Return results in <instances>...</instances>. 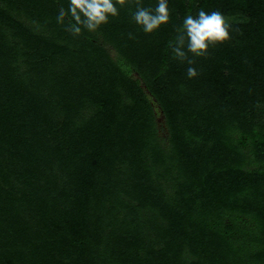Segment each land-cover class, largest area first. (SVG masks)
<instances>
[{"label":"trees","instance_id":"obj_1","mask_svg":"<svg viewBox=\"0 0 264 264\" xmlns=\"http://www.w3.org/2000/svg\"><path fill=\"white\" fill-rule=\"evenodd\" d=\"M168 2L73 37L69 0H0V264H264V0ZM200 9L231 40L189 79Z\"/></svg>","mask_w":264,"mask_h":264},{"label":"clouds","instance_id":"obj_2","mask_svg":"<svg viewBox=\"0 0 264 264\" xmlns=\"http://www.w3.org/2000/svg\"><path fill=\"white\" fill-rule=\"evenodd\" d=\"M134 4L132 20L145 34H153L170 22L168 0H157L154 8L145 7L142 0H134ZM117 5L121 8L131 7L130 0H69L67 10L61 7L57 23L64 25L65 31L73 37L80 36L85 30L95 32L108 24L110 17L119 16ZM229 29L230 25L218 10L208 13L200 9L195 16L189 13L176 29V36L169 44L171 58L189 65L186 70L187 77L196 78L199 75L193 66L196 58H207L210 48L230 41ZM128 38L135 39L132 33H128Z\"/></svg>","mask_w":264,"mask_h":264},{"label":"rangeland","instance_id":"obj_3","mask_svg":"<svg viewBox=\"0 0 264 264\" xmlns=\"http://www.w3.org/2000/svg\"><path fill=\"white\" fill-rule=\"evenodd\" d=\"M157 123H158L159 129L161 131V134L166 135L167 131L164 129L165 128V119H164V116L162 114L157 117Z\"/></svg>","mask_w":264,"mask_h":264}]
</instances>
